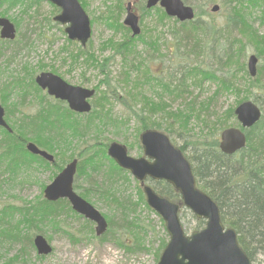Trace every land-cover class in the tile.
<instances>
[{"label":"rangeland","instance_id":"1","mask_svg":"<svg viewBox=\"0 0 264 264\" xmlns=\"http://www.w3.org/2000/svg\"><path fill=\"white\" fill-rule=\"evenodd\" d=\"M79 1L89 14L93 27L92 37L85 48L79 42L71 41L65 26L53 19L59 12L55 4L46 0H25L15 5L0 2V16L10 19L17 29L14 40H7L4 44L0 41V94L3 90L8 93L1 101L12 119L22 114L45 115L44 105L60 100L49 96L46 90L37 91L35 76L42 71H51L73 85L96 88L97 93L91 99L93 108L101 110L104 106V111L118 123L97 120V127L93 126L86 136L71 137V142L52 152L59 156V166L49 167L38 159L24 165L26 160L23 159L22 166L13 173L6 170V161L0 166V210L13 205L25 211L45 199V187L71 159L78 158L75 183L80 187L77 191L83 195L88 188L90 195L85 198L113 222L99 236L94 222L71 211L61 215L62 228L58 229L49 223H42L39 227L34 223H21L19 228L27 237L44 234L52 243L53 252L40 255L34 246L28 247L29 238L12 240L0 233V264L11 259L13 264H155L158 253L161 255L163 241L167 243L169 240L165 222L156 211L141 202L139 183L134 176L130 172L126 175L112 173L107 159L110 157L108 146L113 141L125 144L132 156L144 155L139 141L144 129L132 109L141 111L147 108L146 103L156 105L158 103L154 102H160L162 108L152 114L149 121L159 122L160 127L148 128L167 133L179 147L186 144L185 154L191 159L194 145L214 134L219 137L226 127L240 126L235 114L240 103L252 100L264 108L261 97L256 98L261 96L259 89L253 88L254 92H250L248 88L250 78L259 76L264 82V0L251 4L246 0H216L214 3L220 4L218 11H212L214 3L187 0V4L198 10L207 9L210 13L202 15V22L216 20L219 28L226 26L232 4L234 8L240 7L253 24V34L236 28L231 32L222 28L219 33L198 28L188 33L189 25L182 28L177 19L167 14L168 17L161 19L156 7L147 8V0ZM129 3L139 15L142 32L138 36H133L130 29L119 28ZM150 35H156L155 46ZM234 37H239L240 42L234 43ZM210 38L215 42L206 48L202 42ZM0 40L4 39L0 37ZM124 48L126 52L122 55ZM82 51L79 57L74 56ZM228 54L234 56L232 64L228 63ZM252 54L259 60L255 77L248 69V58ZM132 62L137 67L130 68L134 66ZM194 66L214 71L218 78H205L194 70L180 81L183 70ZM147 75L152 77L148 81L151 84L144 80ZM222 77L239 84V89L228 91L221 83ZM182 82L187 83L186 90L179 94ZM106 90L110 91L109 100L104 99ZM145 97L154 102L145 101ZM63 104L67 105L66 102ZM9 116L7 119L13 124ZM87 119L84 117V121ZM67 120L69 118L64 121ZM90 156L95 160L88 159ZM99 161L104 163L99 164ZM96 164H99L98 168L93 170ZM20 208L13 209L20 211ZM9 212L7 219H13V225L23 218L18 211L14 215L11 210ZM180 213L187 233L199 229V219L192 212L181 206ZM4 229L0 225V232ZM23 245L26 253H22ZM127 245L132 250H128ZM253 263L264 264V256L258 254Z\"/></svg>","mask_w":264,"mask_h":264},{"label":"water","instance_id":"2","mask_svg":"<svg viewBox=\"0 0 264 264\" xmlns=\"http://www.w3.org/2000/svg\"><path fill=\"white\" fill-rule=\"evenodd\" d=\"M56 4L61 11L54 19L66 25L69 38L87 45L91 35V19L79 0H47ZM158 3L167 14L180 21L190 20L195 16L194 8L183 0H147V7ZM219 4L212 7L218 11ZM125 24L133 34H140L139 15L129 6ZM0 34L2 38L14 39L16 27L10 19L0 17ZM258 57L252 54L248 59V68L252 75L257 73ZM37 83L48 93L69 103L77 112H89L92 104L89 101L95 89L72 85L61 76L52 72H42L36 77ZM235 113L243 127H251L262 117V109L252 100L242 102ZM0 125L12 132L5 119V108L0 99ZM145 156L134 157L126 145L114 141L108 148V154L123 169L129 170L141 182L147 203L164 219L170 239L164 248L157 264H254L238 239L235 228L227 227L222 220L219 204L205 191L198 187L197 179L190 160L169 136L157 129H148L140 135ZM247 144L246 133L239 127H229L222 131L220 148L224 153L233 154ZM27 148L34 154L54 161V155L41 149L34 142ZM78 159L72 160L45 189V197L56 201L67 198L73 209L89 220L96 222L97 234H103L108 228L105 216L74 189ZM165 180L172 184L181 194L184 206L197 218L204 219L203 228L186 233L179 215L180 204L159 193L147 182V179ZM39 254L52 252V245L43 234L34 238Z\"/></svg>","mask_w":264,"mask_h":264},{"label":"trees","instance_id":"3","mask_svg":"<svg viewBox=\"0 0 264 264\" xmlns=\"http://www.w3.org/2000/svg\"><path fill=\"white\" fill-rule=\"evenodd\" d=\"M25 0H2L1 2H9L10 5H15L17 3H22ZM36 1V0H32ZM187 3V0H184ZM200 2V0H197ZM204 1V0H203ZM216 0H205V4L214 3ZM235 2V0H229ZM239 1V0H238ZM243 1V0H242ZM249 4L257 3L260 0H246ZM241 3V2H240ZM232 11L226 18V26L222 28L227 29L231 32L232 28H236L240 32L253 34V24L248 19L247 14L241 11L240 7L231 6ZM119 9H123L119 7ZM156 13L161 19L168 17L165 11L161 7H156ZM207 9H202V15L207 14ZM210 14V13H209ZM177 21V20H176ZM204 23V24H202ZM182 28H187V32H193L198 28H202L209 32L210 30H216L220 32L222 28L217 27L216 20L210 22H202V17L192 22H184L181 24ZM119 28H127L123 24H119ZM224 33V32H223ZM150 41L155 46L157 42L156 35H150ZM4 44L7 40H0ZM132 37L129 38V43L131 44ZM240 42V40H239ZM210 41H207L209 44ZM1 49V45H0ZM82 51L80 55L83 53ZM126 52V48L123 49L122 55ZM126 55V54H125ZM234 56L228 54V63L232 64L234 62ZM134 66L137 67L135 62ZM205 78L216 79L217 73L214 71H208L204 74ZM260 78L259 76L255 79ZM139 83L140 79H137ZM221 83L225 88L230 91H236L239 89L237 84L233 82L230 78H221ZM165 89L168 90V85H165ZM185 84L182 82L179 86V94L185 91ZM37 91H42L36 85ZM254 90H250V92ZM109 90L104 91V99L109 100ZM8 96L6 90L2 93V97L5 100ZM132 96L137 97L136 93H132ZM161 97V96H160ZM247 98L248 96H244ZM162 98V97H161ZM116 99V98H114ZM264 102V98H261ZM145 101H151L148 97H145ZM128 103V100H124ZM154 102V101H151ZM154 105L153 103H146V107L141 111H136L132 109V114L137 116L141 120L142 129H147L148 127H160L159 122H149L152 118V114H156L159 109L162 108L160 102ZM162 103L163 100H162ZM49 105V106H48ZM44 105L46 108V114L42 115H28L22 114L17 118L10 117L13 124V132L10 133L8 130L0 126V166L6 161V170L15 172L20 168L23 163V159L26 160L24 165L32 164V160H39L41 164L45 163L47 166L51 167L46 160L39 156H34L27 151L25 144L28 141H34L39 146L47 148L51 152L59 149L62 144L69 143L71 137L77 138L81 136H86V134L91 131L93 126L96 125V121L100 120L103 123L110 121L112 124H117L118 121L108 112L104 111V106L101 110L93 108V110L87 115L85 114L87 121H84L82 114L71 111L63 102L55 101L52 104ZM48 106V107H47ZM264 110V108H263ZM193 113V110H191ZM146 114L147 116H143ZM190 113L188 114V116ZM67 120L66 122L64 120ZM97 127V126H95ZM248 136L247 146L235 154H225L219 148V137L217 134L212 135L207 138V140L194 145L192 148L191 160L193 162L194 173L198 180V185L209 193L219 204L222 213V220L225 225L233 227L237 230L239 235V242L243 248L247 251L250 258L254 261L258 254L264 256V114L261 120L254 126L246 130ZM71 142V141H70ZM182 150L187 149L186 144L181 146ZM105 155L106 150L103 151ZM59 156L57 155V158ZM27 158L30 161H27ZM88 159L95 160L94 156H90ZM110 162L109 170L112 173H118L119 175L127 174L128 172L120 168L117 163L110 157L107 158ZM104 163V161H99ZM92 167L93 170L98 168V165ZM20 165V166H19ZM55 165H60V160ZM95 168V169H94ZM79 184H75V188H79ZM154 187L156 190L173 200L182 203L181 195L178 191L173 188V186L166 181H155ZM139 197L141 202H146L143 190L139 185ZM84 197L90 195L89 189H85L83 193ZM137 204V203H136ZM13 208H20L17 206H8L0 210V225L5 227L1 234L7 236V238L12 240H23L27 237L22 230H20L19 225L25 223L31 225L36 224L38 227L42 223H49L52 228L58 229L62 228L61 215L65 212H73L71 206L66 199H60L58 201H49L43 199L34 206L27 207L25 211L23 208L16 210L23 215V218L15 225L9 226V219H7L8 214H11L9 210ZM13 213L15 210L13 209ZM75 214V212H73ZM110 224H112V218L107 216ZM90 223V222H89ZM205 225V220L199 219V226ZM19 229V231H18ZM29 241L28 247L34 246L33 238L28 236ZM75 238V237H73ZM25 241V240H24ZM27 247L26 243H24ZM22 249V253H26V249ZM166 243L163 241L161 250L164 248ZM27 247V248H28ZM128 250H132L128 245L126 246ZM160 252L158 253L157 259H159ZM5 264H13V260L7 261Z\"/></svg>","mask_w":264,"mask_h":264},{"label":"bare ground","instance_id":"4","mask_svg":"<svg viewBox=\"0 0 264 264\" xmlns=\"http://www.w3.org/2000/svg\"><path fill=\"white\" fill-rule=\"evenodd\" d=\"M204 3L205 2V0L203 1V0H200V3ZM199 7V6H198ZM194 8V12H195V16L192 18V19H190V20H185V21H178L179 23H184V22H192V21H194V20H197V19H199L200 17H202V14H200L201 13V9L200 10H198V8H196V7H193ZM208 35V34H207ZM206 35V36H207ZM210 36V35H209ZM209 36H208V38H209ZM212 38V37H211ZM211 38L209 39V40H205V41H203L202 43H203V46H205L206 48H209L211 45H212V43H214L215 41H211ZM28 39V38H27ZM233 40H234V43H237V42H239V37H234L233 38ZM29 41V40H28ZM207 41H210V43L209 44H207ZM205 47H203V49L205 48ZM205 50V49H204ZM127 54V53H126ZM74 56H76V57H79L80 56V52L78 53H76ZM194 70H196L197 71V73H200V74H202V75H204V74H206L209 70H205L204 68H201V67H199V66H194V67H188V68H186V69H184L183 70V76L182 77H180L181 79H179L180 81L181 80H184V78L187 76V74H188V72L189 71H194ZM191 75V74H190ZM148 76V77H147ZM147 76H145L144 77V80L146 81V84H151L150 82H148L149 81V79H152V77L151 76H149V75H147ZM160 80L162 81V82H164V80L162 79V78H160ZM168 83V82H167ZM184 84H187L186 82H183ZM237 84V83H236ZM237 86L239 87V84H237ZM248 88H250V89H252L253 90V88H255V89H259L258 90V92H260L261 93V96H256V98H264V82H262L261 81V79L260 78H258V79H255V78H250V81H249V85H248Z\"/></svg>","mask_w":264,"mask_h":264}]
</instances>
